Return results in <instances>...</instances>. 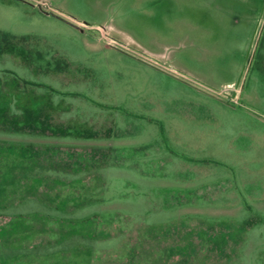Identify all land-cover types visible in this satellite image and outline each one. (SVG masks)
<instances>
[{
  "label": "rangeland",
  "instance_id": "1",
  "mask_svg": "<svg viewBox=\"0 0 264 264\" xmlns=\"http://www.w3.org/2000/svg\"><path fill=\"white\" fill-rule=\"evenodd\" d=\"M262 15L0 0V264H264Z\"/></svg>",
  "mask_w": 264,
  "mask_h": 264
},
{
  "label": "crops",
  "instance_id": "2",
  "mask_svg": "<svg viewBox=\"0 0 264 264\" xmlns=\"http://www.w3.org/2000/svg\"><path fill=\"white\" fill-rule=\"evenodd\" d=\"M201 11H202L201 9H198L197 12L200 13ZM204 11H208V10H204ZM209 11L211 13H215V14L218 13L220 16H222V14H223L222 10H220V9H218V10H215L214 9V10H209ZM254 20H255V11L252 12L249 15V17H247V21H244L243 28H242V30H246V31H244V32H246L245 35H244V39H245L244 40V44H246V42L248 41V39H250V34H249L250 33V28L253 27V29H255V26L253 25ZM259 21L261 23V27L257 30L258 32H257V34L255 36V39H254V42H253V44H255L254 47H253L254 48L253 52L256 51V48L258 50L260 48H263L264 49V15H262V17L259 16V18L257 19V22H259ZM259 40H260V42H259ZM250 42H252V41H250ZM244 46L245 45H243V47ZM261 57H264V51L262 52ZM237 91H238V89L235 87V88H233V90L226 89L225 93H228L229 95H232L233 94L232 97H231V98H233L234 96H236Z\"/></svg>",
  "mask_w": 264,
  "mask_h": 264
},
{
  "label": "water",
  "instance_id": "3",
  "mask_svg": "<svg viewBox=\"0 0 264 264\" xmlns=\"http://www.w3.org/2000/svg\"><path fill=\"white\" fill-rule=\"evenodd\" d=\"M232 95H233V94H232ZM232 95H227L225 101H227V100L229 99L230 96L232 97Z\"/></svg>",
  "mask_w": 264,
  "mask_h": 264
}]
</instances>
